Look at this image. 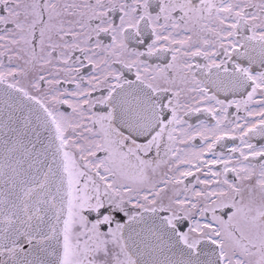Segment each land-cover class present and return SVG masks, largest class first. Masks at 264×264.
I'll use <instances>...</instances> for the list:
<instances>
[{"label":"snow or ice","instance_id":"1","mask_svg":"<svg viewBox=\"0 0 264 264\" xmlns=\"http://www.w3.org/2000/svg\"><path fill=\"white\" fill-rule=\"evenodd\" d=\"M0 264H264V0H0Z\"/></svg>","mask_w":264,"mask_h":264},{"label":"flooded vegetation","instance_id":"2","mask_svg":"<svg viewBox=\"0 0 264 264\" xmlns=\"http://www.w3.org/2000/svg\"><path fill=\"white\" fill-rule=\"evenodd\" d=\"M201 118H203V117H201ZM190 122L194 123L195 121L193 120V121H190ZM196 143L198 144V143H199V141H197ZM225 218H226V217H225Z\"/></svg>","mask_w":264,"mask_h":264}]
</instances>
